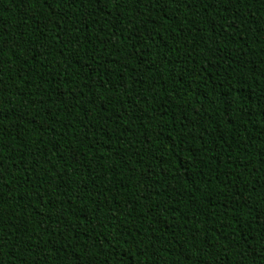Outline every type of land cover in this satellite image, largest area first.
I'll list each match as a JSON object with an SVG mask.
<instances>
[{"label":"trees","instance_id":"16d2710c","mask_svg":"<svg viewBox=\"0 0 264 264\" xmlns=\"http://www.w3.org/2000/svg\"><path fill=\"white\" fill-rule=\"evenodd\" d=\"M0 264H264V0H0Z\"/></svg>","mask_w":264,"mask_h":264}]
</instances>
